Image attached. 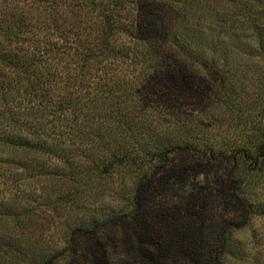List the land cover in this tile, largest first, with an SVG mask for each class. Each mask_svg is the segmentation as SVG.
Returning a JSON list of instances; mask_svg holds the SVG:
<instances>
[{
  "label": "trees",
  "instance_id": "1",
  "mask_svg": "<svg viewBox=\"0 0 264 264\" xmlns=\"http://www.w3.org/2000/svg\"><path fill=\"white\" fill-rule=\"evenodd\" d=\"M21 1L0 0V146L9 151L4 153L25 160L29 152L56 158L60 153L66 167L77 170V185L63 198L65 204H96L118 190L120 201L130 202L137 214L152 190L167 182L188 183L181 201L191 200L195 208L197 172L214 173L238 217L228 211L218 220L195 210L202 222L208 219L212 235L199 230L171 240L176 256L153 255L145 246L153 235L144 225L141 243L148 248L140 256L152 264H243L246 249L237 232L264 209L256 192L258 185L264 188L259 180L264 172V0ZM67 1L78 10L59 13ZM94 4L95 28L84 18L90 11L79 12ZM117 25L130 47L111 45ZM57 38L75 45H59ZM61 54L67 63L72 55L80 68L98 70L107 59L111 64L118 58L139 69L129 80L96 86L94 93L64 96L56 93ZM181 97L185 103L177 100ZM186 102L193 107L187 109ZM219 131L231 137L217 140L224 137ZM36 160L30 163L37 165ZM176 163L179 170L162 175ZM181 176L191 178L185 182ZM107 216L94 213L88 227L67 231L59 246L41 249L30 264H72L80 238L106 231ZM241 216L246 221H233ZM22 237L0 228V264L12 251L36 245Z\"/></svg>",
  "mask_w": 264,
  "mask_h": 264
},
{
  "label": "rangeland",
  "instance_id": "2",
  "mask_svg": "<svg viewBox=\"0 0 264 264\" xmlns=\"http://www.w3.org/2000/svg\"><path fill=\"white\" fill-rule=\"evenodd\" d=\"M97 1L95 2L97 3ZM21 3H27V0L21 1ZM85 3L88 7L89 1ZM65 5L61 4L59 6L61 10L58 11L59 13L65 10L70 11L71 14V11L78 10L75 9L78 8L76 6L69 7L68 1ZM94 5L92 9L89 7L87 10V7H82L79 11L80 15H83L82 13L87 14L90 11L89 16L84 17L89 20L88 23L96 20L95 14L98 8L97 5ZM91 26L95 28L97 22H93ZM116 30L111 36V45L124 48L130 47L131 42L126 34L119 29V25H117ZM57 43L59 45H75L69 39L66 41L58 39ZM65 55L61 54L62 60L55 64L56 72L60 77L56 93H61L64 96L68 93L77 94V92L81 95L94 93L96 86H103L125 79L129 80L136 75L139 69V65L135 62L118 58L112 59L111 64L108 63L110 60L107 59V61L100 64L104 66L98 70L95 68H80V64L73 63L74 57L72 55H69L70 63H67L68 60L64 61ZM177 100L181 102L182 97L177 98ZM183 103L185 102L183 101ZM193 105L191 102H186L185 107L190 109ZM218 133H221L224 137H217V140L231 137L225 131L224 133L220 131ZM4 152L8 153V148L0 146V228L6 227L8 233L12 236L21 233L24 236L22 238H32L36 245L32 249L12 251V255L6 258L3 264H30L31 260L39 256L41 249H48L47 246L54 249L59 246L62 243L61 239H66L64 234L67 231L72 228L76 229L81 225L82 227H88L91 223L89 218L94 213L108 215V218L104 221V224L108 222V225H103L107 229L103 232L98 229L97 232L100 233L95 236L80 238L81 246L77 249L75 256L70 258L72 264H152V262L144 260L140 256L141 250L147 251L145 248L148 247L145 246L152 247L153 255L162 252L168 254V256H176L170 250L172 249L171 243H169L171 240L178 242L181 237L193 235L199 230L208 236L212 235L208 219L205 223L202 222L193 214L195 210L199 211L202 208L204 209L202 211L203 216L215 217L218 220L224 215L226 216L228 211H230L231 216L232 214L234 216L238 215L237 211L232 208V200L227 201L225 194L222 195L220 183L214 181L212 177H215V174L212 172L208 177L197 172L200 175L198 179L193 180L195 183L193 190L195 187L198 190L193 191L197 197L194 202L195 208L190 204H193L191 200L189 204H184L181 201L184 190H190L188 183H176L170 186L167 182L163 186L152 190L150 196L146 197L147 200L144 202L145 207L142 214H137L130 202L120 201L118 193L120 191L118 190L109 191L110 195L107 194L103 201L96 204L91 201L80 200L78 206L77 203L72 202L65 204L63 198L71 196L77 185L76 175L74 174L77 170L67 168L63 162L64 159H60V153L56 158L53 154L46 155L39 152L33 154V152H29L24 155L27 159L25 160L12 158ZM33 160L38 161V164L30 163ZM29 164H32L31 167ZM78 164L82 163L77 161L76 165ZM179 169V164H177L170 170L162 172V175L166 177L173 175L172 172ZM80 170H83V168ZM119 178L116 175L113 178L118 187L122 184L121 182L118 183ZM182 178V181L187 182L191 177L183 176ZM259 180L264 184V172H262ZM256 190L257 200L264 205V201L260 199L264 197L262 184L258 185ZM228 202L229 204H227ZM120 209L122 215L119 217ZM260 212L258 215L253 216L248 224L242 226V229L236 235L239 242L246 249L243 264H264V209ZM112 217V221H109ZM131 219L134 221L133 224L127 222ZM233 221L241 224L246 221V218L245 216H241L239 219L235 217ZM144 225L149 228L153 235L152 241H154V243L150 241L151 243L145 245V248L142 247L141 243L142 236H144ZM156 242L157 244H155ZM99 244H103L102 247ZM91 248H93L95 254L92 250L90 251ZM174 251L176 250L174 249Z\"/></svg>",
  "mask_w": 264,
  "mask_h": 264
}]
</instances>
